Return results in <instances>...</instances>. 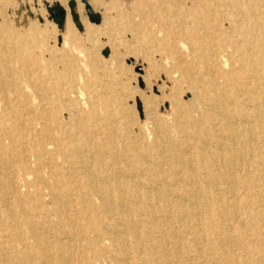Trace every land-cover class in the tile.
I'll return each instance as SVG.
<instances>
[{
	"label": "bare ground",
	"instance_id": "1",
	"mask_svg": "<svg viewBox=\"0 0 264 264\" xmlns=\"http://www.w3.org/2000/svg\"><path fill=\"white\" fill-rule=\"evenodd\" d=\"M198 2L207 31L230 26L221 24L226 9L236 28L216 42L214 33L189 30L195 47L176 67L194 105L174 107L204 112L194 123L175 118L176 140L155 119L151 145L136 133L131 138L118 117L82 102L98 81L83 77L79 56L57 55L38 27L10 41L0 15V264H68L81 250L107 264H200L198 240L213 255L201 264H264V0ZM136 18L137 29L162 35L163 20L146 30ZM168 56L160 61L167 64ZM233 62L238 69L227 72ZM201 66L206 73L193 79ZM11 72L18 79L7 84L3 76ZM219 79L234 90L226 93ZM62 102L76 106L70 121ZM143 107L152 114L151 99ZM11 242L25 252L13 255Z\"/></svg>",
	"mask_w": 264,
	"mask_h": 264
},
{
	"label": "rangeland",
	"instance_id": "2",
	"mask_svg": "<svg viewBox=\"0 0 264 264\" xmlns=\"http://www.w3.org/2000/svg\"><path fill=\"white\" fill-rule=\"evenodd\" d=\"M0 1V15L6 18L10 25L9 30L12 32L11 37H8L10 41L21 42L22 37L19 34L36 27L46 31L47 39L50 42L49 47L56 49L57 55L68 59L72 56H79L78 60L82 62L81 64H85H83L85 68L82 65L81 74L83 77L86 80L97 79L98 84L93 91L84 96L82 102L84 101L83 103L90 104V106L95 105L96 111L100 115L110 113L118 117L125 122L124 131H127L131 138L136 135L138 138L144 136L150 145L154 142L151 131L152 122L155 119L165 124L169 128V134L176 140L182 135L176 130L177 127H174V119L180 118L182 124L187 123V121L194 123L195 120H201L204 112V109L198 105L197 111L194 113H192L193 110H185L178 114L177 110L182 109L174 107L176 104L185 105L187 108L194 105L191 85L189 86L179 79L180 73L176 67L180 56L187 53L188 50H192L193 46L195 47L189 37V30L198 29L197 34L200 35L214 33L216 34L214 42H216L217 39L223 40L225 37H231L236 28V24L230 21L232 19L229 17L233 14V10L226 9L228 17L225 19L228 20L221 22V24L229 23V27L224 25L223 30L219 33L205 29L203 17L206 15L201 10L203 7L201 5H208L206 12L213 16V12L209 8L213 4L211 1L206 3L198 2V0ZM219 1L222 6L231 2V0ZM88 6L94 12V16L101 17L100 22L91 20L86 9ZM135 18L142 20L146 30L151 24L159 20H163L166 26L163 28L162 35L157 37L153 32L148 33L137 29L133 25ZM253 34L255 35V33ZM64 41H68L77 49L76 54L71 53V49L62 46ZM20 44H24V42ZM181 46H184L185 49ZM161 56L170 57L167 64L160 61ZM233 63L235 64L233 67L231 64L226 67L227 72H234L238 69V63ZM15 69L17 68L14 67ZM202 73H206V71L201 66L198 70H192L190 75L193 79L199 80ZM3 77L7 84L18 79L12 72L4 74ZM218 82L229 89L226 90V93L229 94L230 91L234 90L232 84L225 83L222 79H219ZM78 88L83 89V85L81 84ZM210 96L213 94L211 93ZM145 99L152 100V114H148L144 110ZM61 105L63 109H66L63 112L65 121H70L69 118L72 116L69 111L74 110L76 106L68 102H62ZM4 106L5 103H3ZM86 111L89 112L88 109ZM209 112H211L209 115L214 114L213 110ZM81 118L80 115L78 119ZM66 123L67 125L70 124V122ZM22 125L24 126L23 123ZM191 128L197 129V127ZM201 135L204 136L205 134ZM66 137L80 141L81 136L67 135L64 138ZM206 137L215 152L214 139ZM192 143L195 147L200 146L195 141ZM13 165L16 166V164ZM191 169V172L195 173L194 167ZM3 177L5 178V176ZM7 179L10 178L7 177ZM18 180L22 179L18 178ZM6 189L9 190V186ZM2 209L3 206L0 204V210L2 211ZM16 210L18 212L24 211L18 208ZM37 219L41 221L42 218L39 216ZM19 231L23 232V228ZM0 234L6 237V234L1 232ZM187 243L194 245L188 240ZM10 246L14 248L15 253L13 255L15 256L16 253L20 251L24 253L26 250L17 242H11ZM195 248H198L199 255H202L200 259L198 257L200 264L204 263L208 256H213L201 240L195 243ZM17 264L28 263L17 261ZM53 264L55 263L53 262ZM68 264L107 263H102L88 251L81 250Z\"/></svg>",
	"mask_w": 264,
	"mask_h": 264
},
{
	"label": "water",
	"instance_id": "3",
	"mask_svg": "<svg viewBox=\"0 0 264 264\" xmlns=\"http://www.w3.org/2000/svg\"><path fill=\"white\" fill-rule=\"evenodd\" d=\"M86 9H87L89 15L91 16V20H92V21H95V22H97V23L100 22L101 17L98 16V15H95V16H94V12H93L92 9L90 8V6L86 7ZM62 14H64V12H62Z\"/></svg>",
	"mask_w": 264,
	"mask_h": 264
}]
</instances>
